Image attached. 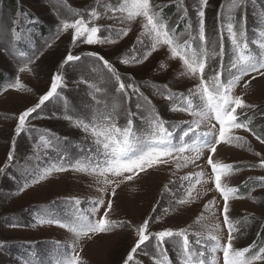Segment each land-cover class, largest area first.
I'll list each match as a JSON object with an SVG mask.
<instances>
[{
  "label": "snow or ice",
  "instance_id": "1",
  "mask_svg": "<svg viewBox=\"0 0 264 264\" xmlns=\"http://www.w3.org/2000/svg\"><path fill=\"white\" fill-rule=\"evenodd\" d=\"M247 2L231 0L227 21L223 18L222 5L221 11L217 13L219 27L211 31L206 28L205 19V8L209 0H200L198 26L195 30L189 23L182 31H178L180 23L185 20L186 11L178 14L175 20L165 18V5L155 0H116L115 3L103 4V13L93 8L87 18L81 15L71 22H62L61 31L73 30V46L115 44L132 30L130 26L97 24L96 21L102 15L119 21L121 25L139 22L142 31L136 43L142 46V54L138 55L134 50L129 58H122L120 63L125 66L144 63L153 53L166 49L170 59L181 62L179 76L191 80L192 85L186 92H173L167 85L164 86V92L157 90L171 102L169 111L185 113L191 117L183 122L187 126L181 127L180 124L166 120L150 97L134 82V77H122L115 65L103 55L94 51L74 54L69 50L66 53L58 69L77 64L84 57H91L102 65L108 74L107 82L112 83L114 102L104 103L101 107V101L93 96L97 107L75 118L66 115L64 118L73 121L75 127L85 134L89 147L81 149L82 155L75 159H69L67 155L60 156L58 162L50 163L42 170H34L30 183L26 181L19 189L23 192L31 185L47 180L53 173L73 171L93 178L100 195L90 201L89 213L77 209L64 218L47 215L39 218L41 225L59 226L74 237L69 252L62 257L60 264H87L81 256L83 249L77 251V245L85 239H98L118 230H128L135 236L122 264H143L136 257L141 252L149 255L145 252L149 246L155 253L152 256L154 264H264V241H253L246 247L237 246V241L246 235L250 224L247 216H232L230 203L244 198L254 199L251 191H255V188L246 197L239 186L230 184L234 174L245 168L264 170V152L255 151L247 137L239 134L241 130L249 133L260 145H264V129L258 133L249 115V111L258 110V106L246 100L253 82L258 77L264 79V39L259 41L258 51H255L253 45L257 41L253 39L250 42L246 36ZM99 3L100 0H97ZM13 25L10 32L15 46V42L22 37L15 21ZM103 31L109 35L103 36ZM225 32L230 43L228 51L224 46ZM259 35L264 36V31ZM47 46L51 47V44ZM38 58L29 57L19 71L31 72L30 65ZM64 81L63 73L57 70L51 77L49 90L39 95L34 105L25 108L16 117V136L28 130L30 118H42L38 110L42 111L46 103L61 99ZM82 82L89 83L88 80ZM241 84L243 91L237 93ZM90 86L96 93L102 91L95 85ZM9 89L32 92L18 77L4 91ZM34 113H37L36 117H33ZM137 120L140 121L139 125ZM54 140L55 137H49L45 141V148H55ZM222 146L246 148L259 158L258 163L243 166L225 163L216 158ZM7 160H14L13 151L8 152ZM190 167L199 171L177 176L180 170ZM165 170L170 178L163 185V193H172L175 205L166 208L165 213L170 210L180 211L182 207L201 199V192L196 185H209L203 191L204 196L209 192L216 193L204 204V212L193 221L198 224L205 213H210L215 223L208 228L207 235L203 231L192 230L191 225L175 229L163 227L152 231L151 225L162 217L149 216L139 224L112 218L117 209L119 190ZM4 171L5 168L0 167V173ZM248 180L253 178L248 177ZM244 183L247 186V181ZM255 184L264 190V175L255 177ZM130 190L136 192L138 189L131 187ZM176 192H182L183 195L176 198ZM217 199L220 203H217ZM73 200L74 206L82 203L79 198ZM156 210L154 207L153 212ZM170 249L175 250V260L169 255Z\"/></svg>",
  "mask_w": 264,
  "mask_h": 264
},
{
  "label": "rangeland",
  "instance_id": "2",
  "mask_svg": "<svg viewBox=\"0 0 264 264\" xmlns=\"http://www.w3.org/2000/svg\"><path fill=\"white\" fill-rule=\"evenodd\" d=\"M12 1L15 3L13 10L8 8V0H0V167L5 168V171L0 173V264H60L62 257L69 252L74 237L59 226L41 225L39 218L45 215L64 218L77 209L85 214L89 213L90 201L100 195L96 191L93 178L73 171L53 173L47 180L31 185L23 192L19 189L26 181L30 183L34 170H42L50 163L58 162L59 157L65 155L58 152L56 148L46 149L44 145L48 137L43 133L51 137L60 134L77 139L78 143L74 145V148L83 147L85 143L89 144L85 134L75 127L73 121L64 117L71 115L75 118L77 115L88 112L89 106L96 104V101L92 99L93 96L101 102L105 101L103 96L108 102L114 100L112 83L107 82L108 74L93 58L84 57L77 64L58 69L66 53L69 50L74 54L94 51L103 55L115 65L122 77H134V82L141 87L145 95L150 97L166 120L180 124L181 127H186L187 125L183 122L190 120L191 117L185 113L169 111L171 102L157 90L164 92V86L167 85L173 92H186L192 85V81L179 76L181 62L170 59L166 55V49L153 53L144 63L130 66L120 63L122 58H129L134 50L138 55L142 54V46L136 43L142 31L139 22L121 25L119 21L102 15L96 21L101 26H130L132 29L128 36L119 39L115 44L73 46L71 42L73 30L61 31L64 20L71 22L80 18L81 15L87 18L93 8L103 13V4L115 3L116 0H100L99 4L97 0ZM155 2L165 5L164 8L175 6L173 20L178 14L186 11V25L184 21L181 22L178 31L189 23L193 30L197 28L200 0H155ZM253 2L264 4V0H248L246 5V36L250 42L253 39L257 41L253 49L258 51V43L263 38L257 37L258 33L253 31L255 26L264 28V5L259 11L253 10L250 5ZM230 4L231 0H209L205 8L206 28L209 31L219 27L217 13L221 11L222 5L223 18L227 21ZM14 21L21 30L22 37L20 41L15 42V46L10 32ZM102 34L105 37L109 35L107 31H103ZM224 35V46L228 51L230 43L226 32ZM48 44H51V47H48ZM37 56L39 58L30 65L31 72L19 71L29 57ZM227 59L226 56V63ZM94 68L95 71H93ZM57 70L65 77L61 99L46 103L42 111L38 110L42 118H30L28 130L16 136L14 132L16 117L25 108L34 105L39 95L49 90L51 77ZM17 77L31 88L32 92L12 89L4 91L9 84L15 82ZM84 80H88L89 83L82 82ZM90 85H95L102 91L96 93ZM241 91H243L242 84L238 86L237 93ZM246 100L258 106V110H250L249 114L253 118H259L264 126V118H262L264 117V79L258 77L253 82ZM133 110H135L134 102ZM36 116L37 113H34L33 117ZM136 123L139 125L140 121L137 120ZM239 134L247 137L255 151L264 152V145H260L249 133L241 130ZM13 141H15L14 144ZM9 151L14 153L12 162L7 160ZM64 152H69L70 157L67 156L69 159L81 156V153L77 155L70 150ZM216 158L225 163L240 166L258 163L259 159L246 148L232 146L220 147ZM190 171L198 172L199 169L194 167L182 169L177 176L186 175ZM261 175H264V170L245 168L244 171L234 174L229 181L232 186H239L241 190L244 188L242 193L246 197L247 193L255 188V191H251L254 199L244 198L230 202L234 218L244 216L249 218L250 226L246 230V235L241 236L237 241L239 247H246L253 241H264V190L256 187L255 184V177ZM248 177H252L253 180L249 181ZM169 178V173L165 170L158 175L147 177L138 184L119 190L117 209L112 214V218L126 219L139 224L149 216L162 217L151 225L152 231L163 227L175 229L191 225L192 230L203 231L207 235L208 228L215 223L210 213H205V217H201L198 224L193 221L204 212V204L216 196V193L209 192L207 196H204L203 191L209 185H196L197 190L201 192V199L192 205L182 207L180 211L170 210L165 213L166 208L175 206L172 193H163V185ZM204 179L207 180V176ZM131 187H136L138 190L132 192ZM182 195V192L175 193L176 198ZM73 198H79L82 201L81 205L74 206ZM217 203H220L219 199ZM154 207L157 209L155 212H153ZM13 224L18 226L12 227ZM134 240L135 236L130 231L118 230L114 234L102 235L98 239L81 241L77 245V251L83 249L81 256L87 264H122ZM145 252L149 255L141 252L136 259L143 264H154L152 256L155 253L151 246L145 249ZM169 255L175 260V250L170 249Z\"/></svg>",
  "mask_w": 264,
  "mask_h": 264
},
{
  "label": "trees",
  "instance_id": "3",
  "mask_svg": "<svg viewBox=\"0 0 264 264\" xmlns=\"http://www.w3.org/2000/svg\"><path fill=\"white\" fill-rule=\"evenodd\" d=\"M252 1H254V0H252ZM8 8L9 9H11V10H13L14 9V6H15V3H13V1L12 0H8ZM251 5V7L253 8V10H261V7L264 5V4H261V3H257V2H253V3H251L250 4ZM175 10V6H166V8H164L163 9V14H164V16L166 17V18H168V17H173V11ZM186 23V22H185ZM182 23H180V25H181ZM183 28V27H182ZM262 28H260L259 26L258 27H256L255 26V30L253 31V32H257V31H259V30H261ZM106 92V91H105ZM103 100H105L104 102H101V107H103V104L104 103H108V104H111V103H113L114 102V100L112 101V102H108L106 99L107 98H105L104 96H103ZM95 104V103H94ZM95 107H97V105L95 104V105H91V106H89V110L90 109H94ZM88 110V111H89ZM250 115V117H251V119H252V121H253V124H254V126H255V130L259 133L260 131H261V129H264V126H263V122H261L260 120H259V118H253L252 117V115L251 114H249ZM43 135L44 136H46V137H48L47 139H49V137H51V136H48V134H44L43 133ZM53 136V135H52ZM54 137H55V140L53 141L54 142V144L56 145V150H58V152H60V153H63V154H65V155H67V156H69L70 157V154H69V152H64V151H68V150H70V151H73V152H75L77 155L79 154V153H81V155H82V152H81V149H86L87 147H89V144H84V146L82 147H80V146H77L76 148H74V145L75 144H77L78 142H76V141H78L77 139H71V138H69V137H65V136H62V135H60L59 134V136H55L54 135ZM57 143H59V145H57Z\"/></svg>",
  "mask_w": 264,
  "mask_h": 264
}]
</instances>
